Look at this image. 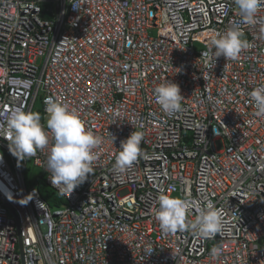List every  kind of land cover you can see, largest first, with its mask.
<instances>
[{
	"label": "built area",
	"instance_id": "2783aa9c",
	"mask_svg": "<svg viewBox=\"0 0 264 264\" xmlns=\"http://www.w3.org/2000/svg\"><path fill=\"white\" fill-rule=\"evenodd\" d=\"M233 25L248 47L208 62ZM166 82L181 90L171 114L156 100ZM261 86L264 0L254 24L234 0H0V130L40 102L47 131L52 98L101 141L71 191L51 184L47 149L20 160L0 136V264H264V116L250 95ZM133 131L140 155L114 173ZM30 160L64 203L27 181ZM160 195L186 202V225L212 203L225 231L163 232Z\"/></svg>",
	"mask_w": 264,
	"mask_h": 264
},
{
	"label": "clouds",
	"instance_id": "9594fccd",
	"mask_svg": "<svg viewBox=\"0 0 264 264\" xmlns=\"http://www.w3.org/2000/svg\"><path fill=\"white\" fill-rule=\"evenodd\" d=\"M234 3L244 22H256L259 0H234ZM243 36L240 26L233 25L219 37H214L210 43L215 52L207 57V61H216L221 56L226 60L236 59L248 47ZM155 93L157 102L169 114L180 109L181 90L178 84L166 82L156 87ZM250 95L256 114L264 116V86L258 87ZM45 104L47 131L41 123L39 112L20 110L4 116L6 126L0 130V136L9 141L10 151L20 160L35 155L38 149H47L46 170L51 173V184L62 185L73 191L88 178L94 159L92 150L101 141L87 131L78 114L59 99L47 98ZM142 138L141 132L133 131L120 142L121 150L116 157L114 173H124L137 160ZM158 204L155 218L165 233L190 228L198 237L209 239L225 231V222L212 203H207L190 225L185 223L188 207L185 201L160 195ZM219 254V249L211 250V255Z\"/></svg>",
	"mask_w": 264,
	"mask_h": 264
},
{
	"label": "trees",
	"instance_id": "16d2710c",
	"mask_svg": "<svg viewBox=\"0 0 264 264\" xmlns=\"http://www.w3.org/2000/svg\"><path fill=\"white\" fill-rule=\"evenodd\" d=\"M37 112H39L41 115V123H42L43 116H42L41 108H39ZM33 179H32L33 180L32 183L39 188L42 196L50 204V206L55 207L65 202V200L60 195H58L54 190L49 188V186L46 184L45 181L46 177L43 171H40Z\"/></svg>",
	"mask_w": 264,
	"mask_h": 264
},
{
	"label": "rangeland",
	"instance_id": "374dc122",
	"mask_svg": "<svg viewBox=\"0 0 264 264\" xmlns=\"http://www.w3.org/2000/svg\"><path fill=\"white\" fill-rule=\"evenodd\" d=\"M151 33L153 35H156V30H152ZM39 108H40V102L37 103L34 112H37ZM40 171L41 170L38 167L33 166V162L30 160L28 164L25 166V173H26L27 181L29 178H34Z\"/></svg>",
	"mask_w": 264,
	"mask_h": 264
},
{
	"label": "water",
	"instance_id": "95a60500",
	"mask_svg": "<svg viewBox=\"0 0 264 264\" xmlns=\"http://www.w3.org/2000/svg\"><path fill=\"white\" fill-rule=\"evenodd\" d=\"M14 212V211H13Z\"/></svg>",
	"mask_w": 264,
	"mask_h": 264
}]
</instances>
